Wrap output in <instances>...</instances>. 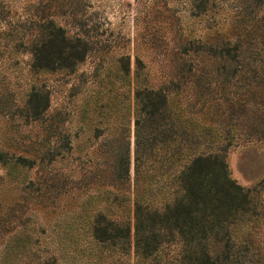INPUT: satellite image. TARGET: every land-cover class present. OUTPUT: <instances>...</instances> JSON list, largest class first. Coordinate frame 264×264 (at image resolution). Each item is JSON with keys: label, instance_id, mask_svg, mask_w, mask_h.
Masks as SVG:
<instances>
[{"label": "rangeland", "instance_id": "rangeland-1", "mask_svg": "<svg viewBox=\"0 0 264 264\" xmlns=\"http://www.w3.org/2000/svg\"><path fill=\"white\" fill-rule=\"evenodd\" d=\"M198 2L0 0V264H137L133 199L138 188L156 182L158 165L142 154L136 160V91L179 82L192 64L179 102H195L198 86L191 82L214 61L218 33L246 5L212 0L206 11ZM250 2L260 3L255 15L264 17V0ZM49 13L88 48L75 70H32L28 44L38 31L29 29ZM185 48L191 51L182 55ZM225 86L233 96L236 85ZM233 99L218 101L224 116L217 117L235 137L226 148L231 175L251 188L264 180V99L262 106L231 110ZM203 103L187 118L204 121ZM206 107L204 115L214 118ZM99 213L131 226L129 242L99 244ZM168 248L165 259L178 255Z\"/></svg>", "mask_w": 264, "mask_h": 264}, {"label": "trees", "instance_id": "trees-1", "mask_svg": "<svg viewBox=\"0 0 264 264\" xmlns=\"http://www.w3.org/2000/svg\"><path fill=\"white\" fill-rule=\"evenodd\" d=\"M199 1L200 8L208 11L212 0ZM243 4L245 7L228 20L226 31L218 33L222 38L214 61H207L200 76L191 82L198 86L195 102L186 101V107L179 102L186 98L187 91L180 83L186 84V76L193 75L192 64L179 82L136 91V160L140 162L142 154L154 158L158 165L156 182L138 188L133 199L137 264H264V235L259 233L264 227V180L246 188L233 179L226 148L235 137L223 131L228 123L218 119V101L234 98L231 110H247L250 102L262 106L264 99L259 93L264 90V17L255 15L260 3L255 8L248 0ZM52 16L42 15L36 24L31 23L29 30L38 31L36 40L28 44L32 70H75L86 59L88 48L81 39L68 36ZM260 27L262 37L257 34ZM211 41L207 38V56L213 52ZM190 51L185 48L182 55ZM223 77L218 90L216 81ZM229 83L236 85L233 96L225 86ZM177 90L179 93H174ZM43 102L46 110L49 98ZM201 102L198 113L205 122L187 118ZM207 105L212 119L203 113ZM131 234V226L115 224L99 213L94 227L99 244L127 243ZM171 246L179 253L167 260Z\"/></svg>", "mask_w": 264, "mask_h": 264}]
</instances>
